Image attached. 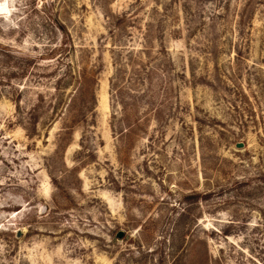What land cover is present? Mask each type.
I'll return each mask as SVG.
<instances>
[{"label":"rangeland","instance_id":"1","mask_svg":"<svg viewBox=\"0 0 264 264\" xmlns=\"http://www.w3.org/2000/svg\"><path fill=\"white\" fill-rule=\"evenodd\" d=\"M0 264H264V0H0Z\"/></svg>","mask_w":264,"mask_h":264},{"label":"water","instance_id":"2","mask_svg":"<svg viewBox=\"0 0 264 264\" xmlns=\"http://www.w3.org/2000/svg\"><path fill=\"white\" fill-rule=\"evenodd\" d=\"M244 146V143H238V147H243ZM124 231L123 230H120L118 233H117V237L118 238H123V236H124Z\"/></svg>","mask_w":264,"mask_h":264},{"label":"trees","instance_id":"3","mask_svg":"<svg viewBox=\"0 0 264 264\" xmlns=\"http://www.w3.org/2000/svg\"><path fill=\"white\" fill-rule=\"evenodd\" d=\"M92 99H93V102L95 104V102H96V94L92 95Z\"/></svg>","mask_w":264,"mask_h":264}]
</instances>
